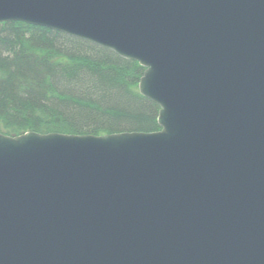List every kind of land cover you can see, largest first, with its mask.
<instances>
[{
    "label": "water",
    "instance_id": "95a60500",
    "mask_svg": "<svg viewBox=\"0 0 264 264\" xmlns=\"http://www.w3.org/2000/svg\"><path fill=\"white\" fill-rule=\"evenodd\" d=\"M138 60L155 131L0 132V264H264V0H0Z\"/></svg>",
    "mask_w": 264,
    "mask_h": 264
},
{
    "label": "trees",
    "instance_id": "16d2710c",
    "mask_svg": "<svg viewBox=\"0 0 264 264\" xmlns=\"http://www.w3.org/2000/svg\"><path fill=\"white\" fill-rule=\"evenodd\" d=\"M145 67L90 40L20 20L0 22V132L155 131Z\"/></svg>",
    "mask_w": 264,
    "mask_h": 264
}]
</instances>
